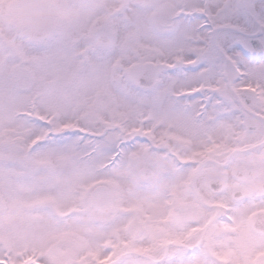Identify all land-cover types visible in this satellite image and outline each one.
Masks as SVG:
<instances>
[{"label":"snow or ice","instance_id":"6c2138e0","mask_svg":"<svg viewBox=\"0 0 264 264\" xmlns=\"http://www.w3.org/2000/svg\"><path fill=\"white\" fill-rule=\"evenodd\" d=\"M0 264H264V0H0Z\"/></svg>","mask_w":264,"mask_h":264}]
</instances>
